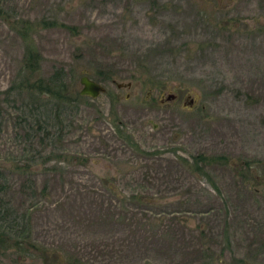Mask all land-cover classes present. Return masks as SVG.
<instances>
[{
  "label": "rangeland",
  "instance_id": "374dc122",
  "mask_svg": "<svg viewBox=\"0 0 264 264\" xmlns=\"http://www.w3.org/2000/svg\"><path fill=\"white\" fill-rule=\"evenodd\" d=\"M0 198V264H264V0H0Z\"/></svg>",
  "mask_w": 264,
  "mask_h": 264
},
{
  "label": "trees",
  "instance_id": "16d2710c",
  "mask_svg": "<svg viewBox=\"0 0 264 264\" xmlns=\"http://www.w3.org/2000/svg\"><path fill=\"white\" fill-rule=\"evenodd\" d=\"M38 59L39 55L36 51H33L28 47L25 48L22 54V61L20 65L22 76L20 79V86L22 88H26V90H28V92L30 93V96L31 94L36 92V96L43 93H49L54 98H64L65 96H63L62 94L65 85L61 79V69H55L48 77L42 79V77L36 75ZM15 218V215H12L11 208L6 204L4 200L0 198V240H2L4 233L8 232L7 229H10L12 227L11 223L14 222ZM7 224L10 227L6 229ZM23 230L24 227L22 229V232Z\"/></svg>",
  "mask_w": 264,
  "mask_h": 264
},
{
  "label": "water",
  "instance_id": "95a60500",
  "mask_svg": "<svg viewBox=\"0 0 264 264\" xmlns=\"http://www.w3.org/2000/svg\"><path fill=\"white\" fill-rule=\"evenodd\" d=\"M79 83L81 84L78 90L79 95H85V96H89L92 98V97L97 96L99 93L103 92L104 90V87L100 82L90 78L85 73H82L79 76ZM173 96L174 95L172 93H168L166 95V98L173 97Z\"/></svg>",
  "mask_w": 264,
  "mask_h": 264
}]
</instances>
